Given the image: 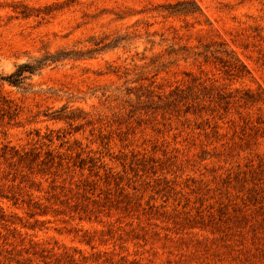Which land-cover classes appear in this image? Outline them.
<instances>
[{"label": "rangeland", "instance_id": "obj_1", "mask_svg": "<svg viewBox=\"0 0 264 264\" xmlns=\"http://www.w3.org/2000/svg\"><path fill=\"white\" fill-rule=\"evenodd\" d=\"M0 264H264V0H0Z\"/></svg>", "mask_w": 264, "mask_h": 264}, {"label": "trees", "instance_id": "obj_2", "mask_svg": "<svg viewBox=\"0 0 264 264\" xmlns=\"http://www.w3.org/2000/svg\"><path fill=\"white\" fill-rule=\"evenodd\" d=\"M37 69H38V66H33L30 64H24L23 66L19 67V69L16 73L8 76L9 82L14 84V85H17L20 83V80L23 78L22 76L25 72L32 73ZM5 155H7V150H4V152L2 153V156H5Z\"/></svg>", "mask_w": 264, "mask_h": 264}]
</instances>
